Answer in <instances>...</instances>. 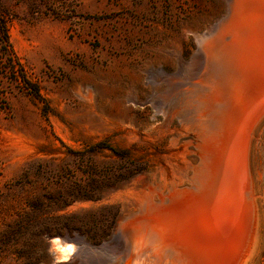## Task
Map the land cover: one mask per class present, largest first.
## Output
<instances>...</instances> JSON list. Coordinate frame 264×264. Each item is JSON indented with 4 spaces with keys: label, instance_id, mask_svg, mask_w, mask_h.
<instances>
[{
    "label": "rangeland",
    "instance_id": "1",
    "mask_svg": "<svg viewBox=\"0 0 264 264\" xmlns=\"http://www.w3.org/2000/svg\"><path fill=\"white\" fill-rule=\"evenodd\" d=\"M226 1L0 0L10 48L0 41V264H123L148 188L166 191L200 163L201 130L167 122L174 91L161 95L185 79L194 31L220 19ZM255 115L247 240L242 213L235 223L214 203L176 208L167 234L197 246L195 264H264V108ZM56 238L75 246L71 257L56 258Z\"/></svg>",
    "mask_w": 264,
    "mask_h": 264
},
{
    "label": "bare ground",
    "instance_id": "2",
    "mask_svg": "<svg viewBox=\"0 0 264 264\" xmlns=\"http://www.w3.org/2000/svg\"><path fill=\"white\" fill-rule=\"evenodd\" d=\"M226 3L227 8L220 19L208 25L204 31L195 28L198 48L191 57L189 70L187 68L188 72L183 77L185 79L175 87L166 86V90L162 89L165 93L161 95L169 97L174 91L169 101L172 106L176 105V109L164 111L165 117L169 114L167 122L175 116L201 130L200 163L194 167V177L181 175L182 178L171 183L166 191L156 190L154 193L148 188L150 192L145 193L147 195H144L139 207L142 215L134 216L140 229L134 236L128 235L124 239L127 250L120 258L123 264L197 263V259L203 256L201 251L196 250L197 246L189 245L191 241L187 245L185 237H182L184 234L180 235L181 240L178 236V240H175V236L171 238L167 234L173 230L171 219L180 215L176 208L198 210L203 203H214L221 206L225 216L235 223L242 213L244 222L239 218L244 225L241 238L245 240L249 232L253 204L245 155L248 135L257 116L255 114L264 108V0H227ZM197 61L201 65L194 69ZM147 103L156 105L151 96ZM237 131L243 135L240 141L237 140ZM233 145H236V151L234 148L231 157L228 153ZM223 149L228 151L224 159L219 158L220 153H224ZM216 213L221 214L220 211ZM146 214L148 218L144 216ZM127 216L125 213L119 217L110 240L119 238L123 233L121 225ZM187 233L190 235L192 232ZM67 242L66 239L51 240L59 260L71 257L75 251V246ZM236 245L240 250V244Z\"/></svg>",
    "mask_w": 264,
    "mask_h": 264
},
{
    "label": "trees",
    "instance_id": "3",
    "mask_svg": "<svg viewBox=\"0 0 264 264\" xmlns=\"http://www.w3.org/2000/svg\"><path fill=\"white\" fill-rule=\"evenodd\" d=\"M0 41L3 43L4 45V52L6 54H10V48H9V43H8V37H7V33H6V29H5V25L4 23L1 21L0 19ZM22 77V81L25 85V87H29V91H31V93L35 96V97H40L39 91L38 89L32 84L30 86H28L29 82L23 77Z\"/></svg>",
    "mask_w": 264,
    "mask_h": 264
}]
</instances>
